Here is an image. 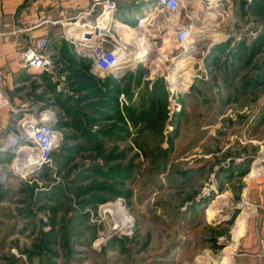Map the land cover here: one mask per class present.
<instances>
[{
  "label": "rangeland",
  "instance_id": "374dc122",
  "mask_svg": "<svg viewBox=\"0 0 264 264\" xmlns=\"http://www.w3.org/2000/svg\"><path fill=\"white\" fill-rule=\"evenodd\" d=\"M125 1L121 14L143 13L142 0ZM85 2H66L64 16ZM201 10L186 1L153 17L150 40L132 42L148 54L120 75L89 72L57 23L42 35L54 74L24 70L19 56L11 85L0 71L13 103L52 111L61 131L50 162L26 175L16 162L21 114H0V264H264L249 232L264 187V0H233L236 20L217 27L224 39L197 37L188 49L162 35ZM117 206L127 220L111 232Z\"/></svg>",
  "mask_w": 264,
  "mask_h": 264
},
{
  "label": "built area",
  "instance_id": "2783aa9c",
  "mask_svg": "<svg viewBox=\"0 0 264 264\" xmlns=\"http://www.w3.org/2000/svg\"><path fill=\"white\" fill-rule=\"evenodd\" d=\"M143 5L151 4L153 9H157L159 14L175 16L179 13L181 7L187 1L189 4H198L199 0H142ZM208 3L218 5L226 16L222 19L226 24L231 25L235 20L232 15L233 0H206ZM244 7H249L254 0H241ZM119 6L117 0H88L86 7L79 9L73 16L64 17L51 21L52 24H59L62 29V35L70 39L71 43L83 53L87 62L88 70L92 73L115 75L123 74L128 69H134L138 59L128 61L129 57L120 56L119 50L127 54H135L136 43L140 39L143 31L148 33V25H133L126 30L128 35L112 26L110 17L117 14ZM137 24V23H136ZM170 26L162 35H169L172 31L174 42L184 48V41L188 35L185 25L170 22ZM73 28L75 35L71 37L67 34V28ZM140 30V34L137 31ZM124 31V30H123ZM125 32V31H124ZM122 36V37H121ZM149 37V36H148ZM199 39V41L202 38ZM48 40L42 35L33 38L29 44L22 49L18 55L26 71H36L41 74L51 73L53 71V57L47 50ZM110 45V46H109ZM195 43L189 45L188 49L193 48ZM135 56V55H134ZM13 112L21 114L17 121L16 131L23 135L24 140L31 143L30 149L34 152V160L42 165L50 162L52 153L57 147L61 137V131L56 124V117L52 111H35L34 108H24L21 104H15L10 94L4 87L3 78L0 75V114L2 112ZM45 218V217H43Z\"/></svg>",
  "mask_w": 264,
  "mask_h": 264
},
{
  "label": "crops",
  "instance_id": "0c3cea01",
  "mask_svg": "<svg viewBox=\"0 0 264 264\" xmlns=\"http://www.w3.org/2000/svg\"><path fill=\"white\" fill-rule=\"evenodd\" d=\"M24 1L0 0V71L6 73L5 83L8 85L13 83L12 73L18 69V53L34 37L46 34V30L53 27V24L49 22L66 17L64 16L67 14L65 10L67 5L65 3L73 2V0H27L26 6L17 11L19 4ZM123 1L126 2L125 0ZM87 3L88 0H86L85 4ZM141 4L143 5L144 3L142 2ZM152 8L151 4L142 6L140 10L143 13L140 15L136 14L133 18L126 17L125 13L121 14L120 10L115 16L119 21L126 22L132 26L137 19L142 18ZM119 9L121 8L119 7ZM254 202L252 203L255 204ZM258 202V208L256 207L257 217L252 226L253 232L251 229L249 232H251L252 239L255 236L261 237L258 245L260 244V253L264 254V187L259 194ZM252 241L249 244H254L255 241Z\"/></svg>",
  "mask_w": 264,
  "mask_h": 264
},
{
  "label": "bare ground",
  "instance_id": "6f19581e",
  "mask_svg": "<svg viewBox=\"0 0 264 264\" xmlns=\"http://www.w3.org/2000/svg\"><path fill=\"white\" fill-rule=\"evenodd\" d=\"M201 4L203 6V10H201L200 15L197 14V16L194 18V20H196V21L192 22L191 25L187 28L189 30L187 33L188 35L186 36V39L184 41V48H188L189 45H192L193 43H195L198 40V38H201L204 36H209L210 34L212 35L211 37L213 38V40L219 39V38L224 39L227 36V33L225 31L217 28L221 25V20L226 16V14H225L226 12L223 11L218 5L213 4V3H208V1H205V0H199L197 5L199 6ZM151 8H152V5H151ZM152 9L148 10L143 15L142 18L137 19L138 20L137 25H139L140 27L144 26L153 17H155L154 15L156 14V12H154V11H157V9H154V10H152ZM219 15L221 16V19L217 17ZM110 21L112 22V26L119 29V31H122V33H124V34L126 33V34H128V36H130L129 35L130 32L126 31V30L130 29V27H131L128 23L123 22V21H119V19H117L115 15L110 17ZM139 32H140V30L137 31L138 34H140ZM67 34H68V36H71V37H73V36L78 37V34L75 35V31L71 27L67 28ZM124 34H123V36H126ZM141 36L143 38H147V41L150 40V37L148 39V37H147L148 35L144 31L140 35V37ZM127 39H130V38L128 37ZM146 51H148V50L144 49L142 51L137 52L136 54L131 55V53L127 54V53H125V51L119 50V52H121L119 55L120 56H127L128 55V57H129L128 61H130V60H133L134 58L139 59V57L141 58L145 54H148L149 51L148 52H146ZM181 65H182V63H181ZM29 72L32 74H41L40 72H36V71H29ZM178 74H180V69H178L175 72V75H178ZM14 138L15 137H13L12 139H14ZM12 139H11V141H12ZM17 147H18V151H19V158L17 159L18 161H16L17 167L19 169H21L22 171L27 172V171L31 170V168L35 164L34 154H33L34 152L30 149L31 143L29 141H23V142L19 141ZM254 173H255V171L251 170L249 174L253 175ZM222 197H224L223 193H217L215 195V197L210 201V203L208 204L207 210H206L209 214L213 215V213H216L215 212L216 209H214V208L219 203V200L222 199ZM101 207H104V208L110 207L111 208L114 206L106 203V204L102 205ZM105 209H108V208H105ZM114 209H116L117 216H118L119 220L117 219V221H116L117 224L112 229H110L111 232L117 231L116 229L125 220H127L124 212L123 211L121 212L118 206L115 207ZM113 210H112V212H113ZM245 211H246V209H245ZM245 211L243 210L242 212H240L234 221V223L236 225V234L238 236H241L242 234H244V231L246 230V228H245L246 219H247V215H249V214ZM114 212H113V215L115 214ZM98 241H100V240H98ZM221 264H230L229 258L224 257L223 260L221 261Z\"/></svg>",
  "mask_w": 264,
  "mask_h": 264
},
{
  "label": "water",
  "instance_id": "95a60500",
  "mask_svg": "<svg viewBox=\"0 0 264 264\" xmlns=\"http://www.w3.org/2000/svg\"><path fill=\"white\" fill-rule=\"evenodd\" d=\"M159 33H156V35H154L155 39H159ZM95 74V73H94ZM40 167H42L41 163L35 162V164L33 165V167L31 168V170L25 172L26 175L32 174L33 172H36L37 170L40 169Z\"/></svg>",
  "mask_w": 264,
  "mask_h": 264
}]
</instances>
